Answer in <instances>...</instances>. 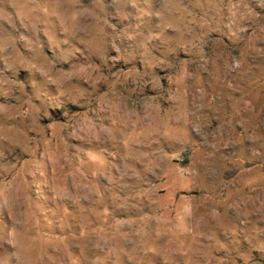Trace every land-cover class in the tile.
Listing matches in <instances>:
<instances>
[{
	"label": "rangeland",
	"instance_id": "rangeland-1",
	"mask_svg": "<svg viewBox=\"0 0 264 264\" xmlns=\"http://www.w3.org/2000/svg\"><path fill=\"white\" fill-rule=\"evenodd\" d=\"M0 264H264V0H0Z\"/></svg>",
	"mask_w": 264,
	"mask_h": 264
}]
</instances>
